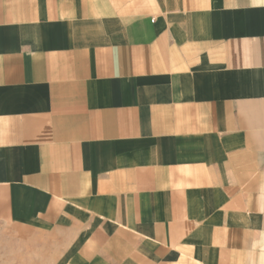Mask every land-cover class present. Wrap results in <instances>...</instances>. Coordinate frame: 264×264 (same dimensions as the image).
Instances as JSON below:
<instances>
[{
  "label": "crops",
  "instance_id": "obj_1",
  "mask_svg": "<svg viewBox=\"0 0 264 264\" xmlns=\"http://www.w3.org/2000/svg\"><path fill=\"white\" fill-rule=\"evenodd\" d=\"M0 236L264 264V0H0Z\"/></svg>",
  "mask_w": 264,
  "mask_h": 264
},
{
  "label": "rangeland",
  "instance_id": "obj_2",
  "mask_svg": "<svg viewBox=\"0 0 264 264\" xmlns=\"http://www.w3.org/2000/svg\"><path fill=\"white\" fill-rule=\"evenodd\" d=\"M0 264H50L47 249L0 236Z\"/></svg>",
  "mask_w": 264,
  "mask_h": 264
}]
</instances>
